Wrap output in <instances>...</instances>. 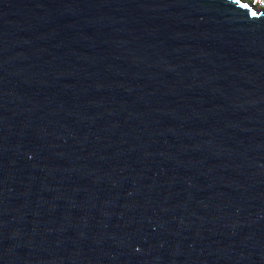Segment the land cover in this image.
<instances>
[{
    "label": "water",
    "instance_id": "obj_1",
    "mask_svg": "<svg viewBox=\"0 0 264 264\" xmlns=\"http://www.w3.org/2000/svg\"><path fill=\"white\" fill-rule=\"evenodd\" d=\"M0 264H264V10L0 0Z\"/></svg>",
    "mask_w": 264,
    "mask_h": 264
},
{
    "label": "built area",
    "instance_id": "obj_2",
    "mask_svg": "<svg viewBox=\"0 0 264 264\" xmlns=\"http://www.w3.org/2000/svg\"><path fill=\"white\" fill-rule=\"evenodd\" d=\"M246 1L260 10H264V0H246Z\"/></svg>",
    "mask_w": 264,
    "mask_h": 264
}]
</instances>
